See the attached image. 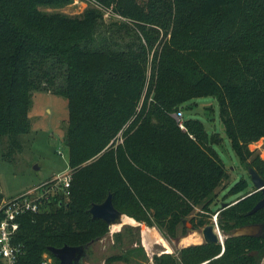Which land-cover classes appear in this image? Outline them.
<instances>
[{
  "label": "trees",
  "instance_id": "obj_1",
  "mask_svg": "<svg viewBox=\"0 0 264 264\" xmlns=\"http://www.w3.org/2000/svg\"><path fill=\"white\" fill-rule=\"evenodd\" d=\"M72 1L0 0L5 154L20 150V136L30 132L34 91L49 87L61 94L69 112V195L58 191L39 213L21 217V264H41L44 254L60 264L50 248L105 236L109 225L89 209L109 194L122 214L157 226L171 239L180 226L186 232L189 216L199 229L218 212L224 247L191 245L177 256H155L154 264H260L264 233H230L264 226V208L250 214L262 193L250 188L249 175L228 192L241 194L237 200L215 209L228 169L205 124L188 118L183 131L174 114L199 98L215 99L233 151L264 179V160L248 149L264 137V0H89L131 22L109 25L92 7L78 16L40 8ZM130 24L137 29L133 40L123 46L112 41L114 32L131 33ZM60 78L64 82L53 88ZM2 200L0 191V205Z\"/></svg>",
  "mask_w": 264,
  "mask_h": 264
},
{
  "label": "rangeland",
  "instance_id": "obj_2",
  "mask_svg": "<svg viewBox=\"0 0 264 264\" xmlns=\"http://www.w3.org/2000/svg\"><path fill=\"white\" fill-rule=\"evenodd\" d=\"M90 7L102 12L106 25L114 22L119 24L124 22L131 23L121 14L98 7L89 0H73L70 4L58 8L49 6L40 8L47 13L60 12L66 16H78ZM131 28L133 30L127 35L124 31L116 34L114 32L111 36L112 41H118V44L123 46V43L133 40L130 35H137V29L135 30L133 25H131ZM169 37L170 35H168ZM151 59L152 55L150 56ZM150 75L151 66L148 68L149 78ZM63 82V78L58 79L57 84L53 88H59ZM43 85L45 86V83ZM49 89V87H42L33 93L32 106L29 113L31 121L30 132L20 136L21 149L13 150L11 154L6 155V149L9 144L8 139L2 138L0 140V191L3 194L2 203L21 197L35 187L41 185L47 187L56 184L57 178L60 181V177L64 174L70 175L68 148L65 142L68 129V103L64 96L52 93ZM180 110L184 114L182 121L185 127L181 128L179 126L180 129L186 131L185 119H200L209 132V137L212 139L215 150L219 153L228 169L230 178L217 188L218 197L216 200L218 205L215 209L220 208L223 203H234L241 194L236 196L229 195L230 188L242 178L249 179V174L233 151L231 142L224 131L219 117L217 101L213 98H199L191 104L183 105ZM117 141L122 142L121 134L118 136ZM248 149L253 152V156H258L264 160V137L257 141H252L248 145ZM250 186V188L253 187L252 182ZM216 214L219 227L218 212ZM216 214L211 216L210 222H214ZM190 217L186 219L189 227L194 226L190 222ZM146 227L156 232L167 246L159 242L154 243L151 247L147 246L143 239V230ZM202 229L203 227H199L197 231L186 229V232L182 234L183 228L180 226L178 236L171 239L157 226L150 227L140 222L136 224L126 223L118 231H114L112 227H109L105 236L89 247L84 263L105 264L109 257H116L115 260L111 261V264H154L155 256H160L163 253L177 256L179 250L185 248V246L202 243ZM220 233L225 239L226 235L221 229ZM233 233L234 231L230 234ZM188 238H198L200 240L197 242L193 241V243L192 241L184 243V239L187 240ZM260 264H264V257Z\"/></svg>",
  "mask_w": 264,
  "mask_h": 264
},
{
  "label": "built area",
  "instance_id": "obj_3",
  "mask_svg": "<svg viewBox=\"0 0 264 264\" xmlns=\"http://www.w3.org/2000/svg\"><path fill=\"white\" fill-rule=\"evenodd\" d=\"M92 2L100 7L97 2ZM174 117L179 121V126L185 128L182 121L183 111L178 110ZM69 172L70 175L64 174L60 177V181L57 178L56 184L35 187L27 194L10 201H4L0 205V264H21L20 257L23 255V247L16 242L21 217L25 214L39 213L58 191H63L68 196L72 180L71 170ZM214 221L217 224V214L214 216ZM41 264L56 263L50 255L45 254Z\"/></svg>",
  "mask_w": 264,
  "mask_h": 264
},
{
  "label": "water",
  "instance_id": "obj_4",
  "mask_svg": "<svg viewBox=\"0 0 264 264\" xmlns=\"http://www.w3.org/2000/svg\"><path fill=\"white\" fill-rule=\"evenodd\" d=\"M248 174L250 175V181L255 187L256 191H260L263 195V198L255 205L250 214L257 212L258 210L264 208V179L258 174V172L251 168H247ZM228 203H223L222 208L228 207ZM89 213L94 219H102L105 221L109 227L120 224L123 221L125 216L119 210L114 207L112 194H109L108 197L99 204H93L89 209ZM183 224L186 229L190 231H197L198 228L195 226H188L187 220L183 221ZM123 226V225H122ZM121 226V227H122ZM264 233V226L256 224L249 225L238 228L234 231L233 236H258ZM202 238L203 243H220L224 247V239L220 233V229L216 222H211L203 227L202 229ZM100 239L92 240L87 245H82L78 247H72L65 245L60 248H50V252L59 260L60 264H80L84 263V259L87 256L89 247ZM187 247V246H185Z\"/></svg>",
  "mask_w": 264,
  "mask_h": 264
},
{
  "label": "bare ground",
  "instance_id": "obj_5",
  "mask_svg": "<svg viewBox=\"0 0 264 264\" xmlns=\"http://www.w3.org/2000/svg\"><path fill=\"white\" fill-rule=\"evenodd\" d=\"M126 223H130V224H136L138 222H136L133 218H130L128 216H124L123 217V221L120 224L114 225L112 226V228L114 229V231H118L120 230L121 226L126 224ZM143 239L144 242L147 246L151 247V245H153L154 243H163L165 246H167V244L165 242L162 241V239L160 238V236L158 234H156V232H154L151 228L146 227L143 230ZM200 239L198 238H188L187 240L184 239V243H189L192 241L197 242Z\"/></svg>",
  "mask_w": 264,
  "mask_h": 264
}]
</instances>
